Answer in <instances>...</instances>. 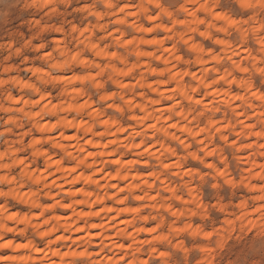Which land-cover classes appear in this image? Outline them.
Wrapping results in <instances>:
<instances>
[{
    "label": "clouds",
    "instance_id": "obj_1",
    "mask_svg": "<svg viewBox=\"0 0 264 264\" xmlns=\"http://www.w3.org/2000/svg\"><path fill=\"white\" fill-rule=\"evenodd\" d=\"M0 264H264V0H0Z\"/></svg>",
    "mask_w": 264,
    "mask_h": 264
}]
</instances>
